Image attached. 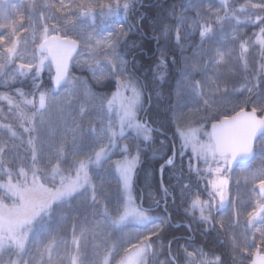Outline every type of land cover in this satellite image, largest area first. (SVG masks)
I'll use <instances>...</instances> for the list:
<instances>
[{"label": "snow or ice", "instance_id": "1", "mask_svg": "<svg viewBox=\"0 0 264 264\" xmlns=\"http://www.w3.org/2000/svg\"><path fill=\"white\" fill-rule=\"evenodd\" d=\"M141 4L0 0V264H264V0Z\"/></svg>", "mask_w": 264, "mask_h": 264}, {"label": "trees", "instance_id": "2", "mask_svg": "<svg viewBox=\"0 0 264 264\" xmlns=\"http://www.w3.org/2000/svg\"><path fill=\"white\" fill-rule=\"evenodd\" d=\"M174 2L178 3V2H180V0H156L155 2H154V0H143V3L147 4L148 6L142 8V11L144 13V17H143V19H141V23L146 26L150 22V20L153 16L161 13L162 8H167L171 4H173ZM136 6H134L131 17H130L131 21H135L138 17H140V14L135 10ZM136 38H138V33H136L134 31L132 33V35L130 36V39H136ZM137 58L141 60L140 57H137ZM133 69L138 75H141L142 71L140 72L138 70V68H136V67H133ZM76 74L80 75L81 73L78 71ZM163 115L164 114L162 113L161 116L163 117ZM153 163H154L153 161H146L145 167H149ZM156 166L158 167V165H156ZM155 178L157 179V177H155ZM142 184H143V179L141 177L138 180L137 190H139V188Z\"/></svg>", "mask_w": 264, "mask_h": 264}, {"label": "flooded vegetation", "instance_id": "3", "mask_svg": "<svg viewBox=\"0 0 264 264\" xmlns=\"http://www.w3.org/2000/svg\"><path fill=\"white\" fill-rule=\"evenodd\" d=\"M146 43H147V47L145 48V51H143V52H140L139 50L136 51L137 57L141 58V66L138 67L135 65V63H133L132 70H133V67H136V68H138V70L140 72L143 71V67L147 66L151 62V59L154 58L153 54L155 53V48H156L155 42L152 41V42L148 43L147 38H146ZM169 135H171V134H169Z\"/></svg>", "mask_w": 264, "mask_h": 264}]
</instances>
